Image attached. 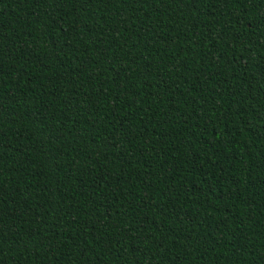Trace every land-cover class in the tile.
<instances>
[{"label": "trees", "instance_id": "16d2710c", "mask_svg": "<svg viewBox=\"0 0 264 264\" xmlns=\"http://www.w3.org/2000/svg\"><path fill=\"white\" fill-rule=\"evenodd\" d=\"M0 264H264V0H0Z\"/></svg>", "mask_w": 264, "mask_h": 264}]
</instances>
